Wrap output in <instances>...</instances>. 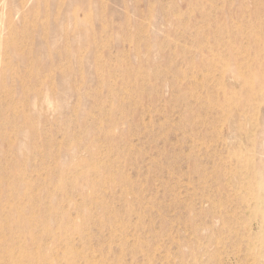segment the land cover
Segmentation results:
<instances>
[{"label": "rangeland", "instance_id": "rangeland-1", "mask_svg": "<svg viewBox=\"0 0 264 264\" xmlns=\"http://www.w3.org/2000/svg\"><path fill=\"white\" fill-rule=\"evenodd\" d=\"M0 264H264V0H0Z\"/></svg>", "mask_w": 264, "mask_h": 264}]
</instances>
